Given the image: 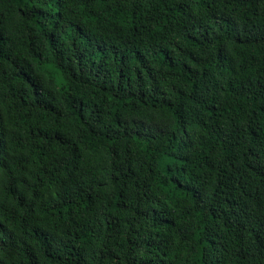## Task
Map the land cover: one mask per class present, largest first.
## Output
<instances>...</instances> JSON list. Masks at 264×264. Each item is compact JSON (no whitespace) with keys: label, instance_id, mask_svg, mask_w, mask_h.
<instances>
[{"label":"trees","instance_id":"16d2710c","mask_svg":"<svg viewBox=\"0 0 264 264\" xmlns=\"http://www.w3.org/2000/svg\"><path fill=\"white\" fill-rule=\"evenodd\" d=\"M0 264H264V0H0Z\"/></svg>","mask_w":264,"mask_h":264}]
</instances>
